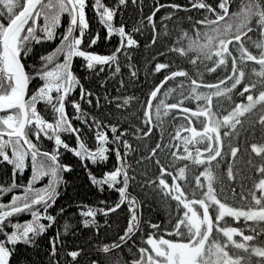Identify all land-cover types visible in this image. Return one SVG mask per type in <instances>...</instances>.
I'll list each match as a JSON object with an SVG mask.
<instances>
[{"label":"snow or ice","instance_id":"snow-or-ice-1","mask_svg":"<svg viewBox=\"0 0 264 264\" xmlns=\"http://www.w3.org/2000/svg\"><path fill=\"white\" fill-rule=\"evenodd\" d=\"M137 2L0 0V264H21L20 246L40 239L48 264H264V0H153L148 13L141 0L134 27L116 21ZM101 40L109 53L95 51ZM141 47L151 49L143 68L133 56ZM124 67L132 83L141 71L151 78L143 100L120 93ZM109 73L120 77L115 95ZM90 77L103 78L105 95L84 83ZM134 104L139 123L113 122ZM67 153L90 186L117 194L73 209L81 232L92 233L91 254L69 250L75 229L60 225L68 209H54L74 170ZM150 200L167 205L166 222L145 218ZM119 212L125 223L101 240Z\"/></svg>","mask_w":264,"mask_h":264},{"label":"trees","instance_id":"trees-1","mask_svg":"<svg viewBox=\"0 0 264 264\" xmlns=\"http://www.w3.org/2000/svg\"><path fill=\"white\" fill-rule=\"evenodd\" d=\"M160 3H170L171 0H159ZM180 4H186L187 0H177ZM105 3L109 4L110 6H114L116 3V0H105ZM140 3L141 0H138L137 4L135 6H132L129 4V7L126 10H123L122 15L118 14L116 16V21L119 22L121 19L123 22L127 24L129 29L134 27L138 20L140 19ZM144 3V12L148 13L149 8L152 7L153 0H143ZM160 15H163V12L158 14L157 19ZM186 15V14H185ZM193 16H196L197 13L193 12ZM88 18L91 22V27L95 32H102V26L98 24V18L94 16V14L89 11L88 12ZM176 33H173V38L175 37ZM149 37V32L145 31L143 35L139 36L138 39L141 42V45L147 42V38ZM58 43V40L55 42L47 43L45 44V48L43 51H50L55 45ZM43 46V47H44ZM95 51L98 53H109L112 50V47L110 44H108L106 41L101 40L98 42L96 46H94ZM39 52V51H37ZM151 53V49L145 50L143 47L138 52H134L133 56L140 61L141 68H143L144 60L146 57H148ZM121 64L124 65L126 62L124 60V57L121 56ZM173 59L176 61V64L183 67L185 65V61L178 57L174 56ZM32 61H29L31 63ZM74 68L77 74H84V69L81 67V63L79 58L74 59ZM108 71L107 69L105 70ZM124 75L123 79L125 80V83L127 84L126 88H120V93L122 95H129V96H136L143 100L144 94L148 91V85L151 83V78H149L147 81L144 78L143 71H141L140 81L137 83H132L129 80L128 77V71L127 68L124 67ZM111 74L109 73V82H108V93L109 95H115L116 89L119 88V80L120 77H116L115 80H112L110 78ZM91 82L84 81V83L90 87L94 88L97 91L100 92L101 96L105 95V92L103 89L98 88L97 85L100 83H103V78L100 80H97L95 77H90ZM87 107V106H85ZM107 109H105L106 111ZM139 110V104H134L132 109L128 113H120V112H114L113 113V122H118L119 124H122L125 128L128 127L129 124H136L139 123L138 120L134 119L133 113L137 112ZM69 113L72 112V109H68ZM253 119V117H249V120ZM158 137H154L153 140H156ZM74 139V138H73ZM251 140L252 137H249ZM260 139V133L257 131L256 140ZM89 144L94 143V141L89 140ZM247 159V155L244 154V160ZM65 160L66 162H70L73 165V171L70 174H66L65 178L67 180L66 187L61 188V197L58 199L56 205L54 206L55 211H58L60 207H64L68 209L67 214L60 220V225H62L65 221H68L73 228L75 229V235L72 234V232L69 233L65 239L67 240L68 244L70 245L69 250H75V245H83L85 247L86 253L91 254L92 248L88 246L87 241L91 238L92 233H88L87 230H84L81 232L80 227L77 225L76 216L73 214V209H76V215H78V212L80 210V207L84 205L89 206H96L99 200L107 199L109 203H111L112 200L117 198V194L111 192V191H104L101 193L99 189L90 186V182L87 179V172L86 170L79 164V162L76 160L75 157H73L70 153L65 154ZM238 164L241 167H244V170L246 174L249 176L251 175L250 169L244 166L243 160H239ZM112 167V161L110 160L107 164V168ZM226 167V166H225ZM106 170V169H105ZM193 171H195L193 169ZM97 173L101 172L100 168L96 169ZM198 174V173H197ZM0 179L6 180L7 177L0 176ZM237 191H239V185H237ZM136 192L139 193V188H136ZM69 205H71V208H69ZM86 210V209H85ZM53 211V210H50ZM55 211H53V214H55ZM124 213L119 212L118 215L112 216V228L107 232H102L100 235V239L104 240L105 237H107L108 242H111V238L116 235V232L119 227L123 226L125 223L123 219ZM144 216L145 218H151L155 222H166L168 219V211H167V205L163 204L159 201L150 200V206H146L144 209ZM21 220H27L30 219V216L24 215L20 217ZM103 221H101L102 223ZM60 225H57L56 227H53L49 230V232L46 234L48 238H51L52 235L55 234L56 230ZM61 231L63 229L61 228ZM95 230H93L94 232ZM96 243V241H93V245ZM48 251L47 248V242L44 239H40L39 246L33 249H26L23 246H20L19 253L17 254V258L20 260L21 264H48V256L46 255V252ZM125 255H127V249H125ZM86 259V258H84Z\"/></svg>","mask_w":264,"mask_h":264},{"label":"bare ground","instance_id":"bare-ground-1","mask_svg":"<svg viewBox=\"0 0 264 264\" xmlns=\"http://www.w3.org/2000/svg\"><path fill=\"white\" fill-rule=\"evenodd\" d=\"M45 45V44H44ZM43 45V46H44ZM43 46H37V51H39V52H44L43 51V49H41V48H45V46L43 47ZM187 65H186V63H185V65L183 66V67H186Z\"/></svg>","mask_w":264,"mask_h":264}]
</instances>
